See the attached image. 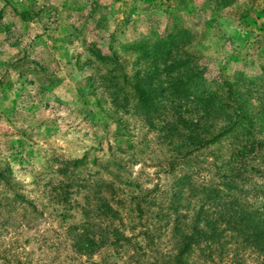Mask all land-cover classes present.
Wrapping results in <instances>:
<instances>
[{
  "label": "rangeland",
  "instance_id": "374dc122",
  "mask_svg": "<svg viewBox=\"0 0 264 264\" xmlns=\"http://www.w3.org/2000/svg\"><path fill=\"white\" fill-rule=\"evenodd\" d=\"M159 37L173 40L207 79L259 81L264 0H0V173L43 212L27 223L21 211L7 219L0 209L2 257L25 264L69 258V264H168L180 236L175 226L188 233L201 207L200 187L236 177L235 189H223L230 196L205 206L202 216L209 214L213 226L251 212L252 229L238 222L222 245L197 249L186 261L261 264L264 131L243 156L231 136L184 154L188 149L178 151L184 125L174 135L166 122L197 115L185 107L165 112L170 98L150 114L137 99L127 113L112 103L111 90L131 80L136 67L130 48ZM97 52L118 58L115 81L108 71L118 67ZM105 203L119 211L117 218L103 215ZM82 230L121 245H104L90 258L76 255L70 244Z\"/></svg>",
  "mask_w": 264,
  "mask_h": 264
},
{
  "label": "trees",
  "instance_id": "16d2710c",
  "mask_svg": "<svg viewBox=\"0 0 264 264\" xmlns=\"http://www.w3.org/2000/svg\"><path fill=\"white\" fill-rule=\"evenodd\" d=\"M175 44L173 40L168 41L166 37H159L150 43L149 41L135 43V46L130 48L136 54V67L133 76L131 80L125 77L123 79L124 86L115 88L114 91L112 89L114 84L112 87L108 86L112 89L110 92L112 103H115L116 108L127 113L131 109L136 110L137 101L135 102V100L137 99L145 105L146 113L150 114L152 107L160 106V103L170 98L168 110L164 109L165 112L178 113L185 107L184 112L193 116L197 115V119L190 118L188 115L186 119L176 120L172 117L171 122L169 120L166 122L167 126L168 123H171L168 128L170 134L176 135L174 131H177L180 125L185 127L186 141L185 144L178 146V151L182 152L188 149L184 154L191 153L198 148H206L220 142L224 137L231 136L234 143L242 146L238 153L243 156L247 149L252 147L251 145L257 144L256 133L262 134L264 131V68L261 72L262 75L259 76V79L257 78L259 81H244L241 77L233 81L229 77L225 80L218 78V82L212 81L204 76L205 69H197L192 65L189 57ZM94 57L116 64L115 66L118 68L108 71L113 74L111 79L115 81V70L120 68L116 61L118 58H104L105 56H101L99 52ZM155 100L156 102L153 104ZM194 119L197 124L193 123ZM235 173L236 176H239L241 172ZM235 179L236 177L230 179L228 183L200 187L202 191L201 207L191 216L190 226L188 224L185 226L189 229L188 233L181 234L178 232L177 225L175 226L174 232L180 236L175 243L177 251L174 255L169 254L168 264H187L185 257L187 254L196 252L197 249L200 251L205 248L211 250L214 244L222 245L226 237L225 234L228 231H235L238 222L243 224L244 230L252 229L251 212L243 211L239 216V221L233 220V216L229 214L228 217L223 218L222 224L215 220L213 226L207 224L209 214L202 216L203 211L206 210L205 206L219 203L222 197L230 196L223 189H235L233 185ZM8 183L0 173V184L6 187L0 192V209L6 208L7 219H15L16 212L19 213V211L23 213L22 219L27 217V223L41 218L43 212L38 211L34 201L25 199ZM184 189L185 186H182L180 191ZM8 192H12V194H8ZM103 208L105 211L103 215L108 217V220L118 217L119 211L114 210L108 203L103 204ZM206 212L208 211L206 210ZM186 216L187 214H179L178 218ZM220 219L222 218L220 217ZM185 227L182 228V232L186 229ZM72 230L70 227L67 228L68 232ZM258 240L264 249V231L260 233ZM124 241L129 242V239ZM120 242L119 240L114 242L97 241L89 238L88 232L82 230L80 235L73 238L70 251L76 255L90 258L104 245L108 244L117 248L118 245L120 247ZM262 255L261 264H264V253ZM133 258V256L130 257V259ZM68 260L71 262L72 258ZM25 263L20 262L17 257L8 260L5 256L2 257V254L0 255V264ZM91 264L97 263L92 262Z\"/></svg>",
  "mask_w": 264,
  "mask_h": 264
}]
</instances>
